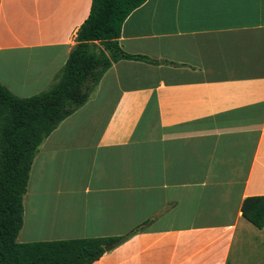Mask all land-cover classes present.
I'll list each match as a JSON object with an SVG mask.
<instances>
[{
  "label": "crops",
  "instance_id": "obj_1",
  "mask_svg": "<svg viewBox=\"0 0 264 264\" xmlns=\"http://www.w3.org/2000/svg\"><path fill=\"white\" fill-rule=\"evenodd\" d=\"M90 6L0 0V83L47 89ZM119 44L147 59L40 143L17 240L131 232L92 264H264V0H145Z\"/></svg>",
  "mask_w": 264,
  "mask_h": 264
},
{
  "label": "trees",
  "instance_id": "obj_2",
  "mask_svg": "<svg viewBox=\"0 0 264 264\" xmlns=\"http://www.w3.org/2000/svg\"><path fill=\"white\" fill-rule=\"evenodd\" d=\"M145 0H91L76 44L45 90L27 97L0 83V264H92L130 234L23 241V196L38 146L58 123L82 105L103 73L119 59H147L125 52L121 26ZM137 227L136 229H138Z\"/></svg>",
  "mask_w": 264,
  "mask_h": 264
},
{
  "label": "water",
  "instance_id": "obj_3",
  "mask_svg": "<svg viewBox=\"0 0 264 264\" xmlns=\"http://www.w3.org/2000/svg\"><path fill=\"white\" fill-rule=\"evenodd\" d=\"M106 250H109L110 249V246H106V248H105Z\"/></svg>",
  "mask_w": 264,
  "mask_h": 264
}]
</instances>
